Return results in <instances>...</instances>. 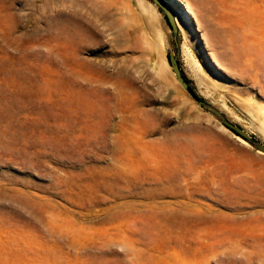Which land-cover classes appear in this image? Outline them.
I'll return each mask as SVG.
<instances>
[{
  "label": "rangeland",
  "instance_id": "obj_1",
  "mask_svg": "<svg viewBox=\"0 0 264 264\" xmlns=\"http://www.w3.org/2000/svg\"><path fill=\"white\" fill-rule=\"evenodd\" d=\"M162 2L175 38L150 0H0V264H264V154L168 64L264 145V0Z\"/></svg>",
  "mask_w": 264,
  "mask_h": 264
},
{
  "label": "water",
  "instance_id": "obj_2",
  "mask_svg": "<svg viewBox=\"0 0 264 264\" xmlns=\"http://www.w3.org/2000/svg\"><path fill=\"white\" fill-rule=\"evenodd\" d=\"M154 5H156L165 15V18L168 22L169 27L172 30L173 33V38H175L176 35V24L174 22V19L171 15V13L169 12V10L166 8V6L163 4L162 0H150ZM168 64L169 67L171 69V72L175 78V80L177 81V83L179 84V86L181 87V89L186 92L189 97L196 102L198 105H200L202 108L214 113L215 115L218 116L220 122L227 127L228 129L232 130L236 135L240 136L242 139L248 141L249 143H251L254 147V149L256 151H259L261 153L264 154V145L253 141L243 130H241L240 128L228 123L217 111H215L212 107H210L209 105H207L204 101H202L194 92V90L192 89V87L188 84L187 81H185V79L183 78V75L180 71V68L178 67L177 64V59L176 57L173 56H168Z\"/></svg>",
  "mask_w": 264,
  "mask_h": 264
},
{
  "label": "bare ground",
  "instance_id": "obj_3",
  "mask_svg": "<svg viewBox=\"0 0 264 264\" xmlns=\"http://www.w3.org/2000/svg\"><path fill=\"white\" fill-rule=\"evenodd\" d=\"M139 6V5H138ZM143 8V7H142ZM142 12V11H141ZM151 24V23H150ZM165 64V63H164ZM166 65V64H165ZM261 109V108H260ZM234 138L238 141V142H240L241 144H243V145H247L248 146V144L242 139V138H240V137H238V136H235L234 135ZM261 154H263V153H261Z\"/></svg>",
  "mask_w": 264,
  "mask_h": 264
},
{
  "label": "trees",
  "instance_id": "obj_4",
  "mask_svg": "<svg viewBox=\"0 0 264 264\" xmlns=\"http://www.w3.org/2000/svg\"><path fill=\"white\" fill-rule=\"evenodd\" d=\"M183 78L185 79V81H187V79L183 76ZM188 82V81H187Z\"/></svg>",
  "mask_w": 264,
  "mask_h": 264
}]
</instances>
